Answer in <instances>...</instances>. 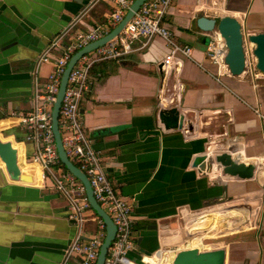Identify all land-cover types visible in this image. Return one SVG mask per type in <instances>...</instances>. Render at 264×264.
I'll return each instance as SVG.
<instances>
[{"label": "crops", "instance_id": "crops-1", "mask_svg": "<svg viewBox=\"0 0 264 264\" xmlns=\"http://www.w3.org/2000/svg\"><path fill=\"white\" fill-rule=\"evenodd\" d=\"M114 6L0 0V140L17 148L21 168V178L12 179L0 158V264H64L77 232L67 198L28 159L36 144L12 114L32 110L43 91L54 70L53 61L40 60L50 43L73 22L84 31L108 25ZM225 15L250 34L264 32V0H173L164 21L191 46L190 56L176 52L168 63L170 44L157 36L142 50L92 67L80 110L107 175L134 208L138 250L129 255L137 264H146L148 252L182 245L195 226L199 242L218 237L207 246L225 247V264H264V72L249 41L252 65L241 74L222 59L223 41L220 59L211 57L217 31L201 30L197 18ZM171 107L182 116L181 128L160 119ZM219 152L254 164L253 177L226 174L211 161ZM95 229V221L86 222L85 237Z\"/></svg>", "mask_w": 264, "mask_h": 264}, {"label": "built area", "instance_id": "built-area-1", "mask_svg": "<svg viewBox=\"0 0 264 264\" xmlns=\"http://www.w3.org/2000/svg\"><path fill=\"white\" fill-rule=\"evenodd\" d=\"M112 1L115 6L110 13L108 25H100L84 31L74 30L77 22H73L50 43V47L40 60L53 61L54 70L49 75L43 91L37 94L32 110L27 113L14 112L12 114L18 119L19 124L30 132L36 144L34 154L28 159L37 163L42 169V176L53 180L54 189L67 198L68 217L77 227V232L65 250L64 264H96L101 245L106 237V224L91 207L83 182L61 165L52 126V109L62 75L72 55L90 42L108 34L109 25L115 28L124 18L134 0ZM172 1L146 0L117 37L81 56L71 69L62 100L59 128L65 150L69 158L86 173L96 200L110 215L117 227L104 264H137L129 255L130 252L138 250L134 227L136 218L132 204L120 194L114 182L109 178L103 167L102 158L94 148L93 137L82 118L80 110L82 100L91 91V70L96 63L121 58L129 53L142 50L154 37H163L170 44L172 50L166 58L168 63L176 52L185 56L191 55V46L180 44L174 32L166 26L164 21ZM63 38L66 41L65 44L62 43ZM212 39L210 55L218 61L221 57L219 43L223 40L218 32ZM58 48H61V51L54 56L53 51ZM222 57L224 60V56ZM248 65H252L249 57ZM89 220L96 222V229L92 235L85 237L84 224ZM190 229V235L182 245L163 247L151 252L147 255V259L142 257L144 262L146 264H173L177 253L182 249L191 247L209 249L207 245L212 242L208 240L213 238L203 237L199 242L196 239L198 237L193 236H198L197 230L201 228L195 226ZM205 231L209 232V230ZM212 231L214 232V229ZM191 243L195 244L190 245Z\"/></svg>", "mask_w": 264, "mask_h": 264}, {"label": "water", "instance_id": "water-1", "mask_svg": "<svg viewBox=\"0 0 264 264\" xmlns=\"http://www.w3.org/2000/svg\"><path fill=\"white\" fill-rule=\"evenodd\" d=\"M145 1L146 0H134L124 18L115 28L105 36L90 42L72 55L62 75L56 101L52 109V126L60 160L67 170L83 182L91 207L106 224V237L101 245L96 264H104L108 248L115 237L117 227L110 215L96 200L86 173L69 158L65 150L59 128L60 108L67 87L68 77L72 67L78 59L117 37ZM197 26L201 30H216L220 34L227 47L224 60L232 74L238 75L246 70L248 66V54L244 44L245 40L242 23L238 18L230 15H225L220 18L200 16L197 18ZM249 42L254 45L252 48V56L255 58V67L264 72V32L249 34ZM160 119L166 128L182 127V116H180L178 109L175 107L161 110ZM0 158L4 162L9 176L15 180L20 179L21 168L18 163V150L11 141L0 140ZM211 161L217 166H221L226 174L232 176L244 179L251 178L254 175L255 165L238 160L231 152L216 153L211 157ZM224 188L226 190V186ZM148 254H150V252H148ZM226 255L227 250L225 247L211 249H200L197 247L185 248L177 253L173 264H225Z\"/></svg>", "mask_w": 264, "mask_h": 264}, {"label": "rangeland", "instance_id": "rangeland-1", "mask_svg": "<svg viewBox=\"0 0 264 264\" xmlns=\"http://www.w3.org/2000/svg\"><path fill=\"white\" fill-rule=\"evenodd\" d=\"M243 34H244V44L246 45L247 44V42L249 41V34L250 33H248L247 31H246V29H245V27H244V29H243ZM250 51H251V54H252V49H250ZM248 54H249V52H248ZM255 65V64H254ZM208 241H210V242H217L218 241V237L216 236L214 239H211V240H208ZM211 245V244H210ZM211 247V246H210ZM209 249H211V248H209Z\"/></svg>", "mask_w": 264, "mask_h": 264}, {"label": "trees", "instance_id": "trees-1", "mask_svg": "<svg viewBox=\"0 0 264 264\" xmlns=\"http://www.w3.org/2000/svg\"><path fill=\"white\" fill-rule=\"evenodd\" d=\"M61 165L66 169V167L62 164V162H61ZM96 214V213H95ZM97 215V214H96Z\"/></svg>", "mask_w": 264, "mask_h": 264}, {"label": "bare ground", "instance_id": "bare-ground-1", "mask_svg": "<svg viewBox=\"0 0 264 264\" xmlns=\"http://www.w3.org/2000/svg\"><path fill=\"white\" fill-rule=\"evenodd\" d=\"M223 40V39H222Z\"/></svg>", "mask_w": 264, "mask_h": 264}]
</instances>
